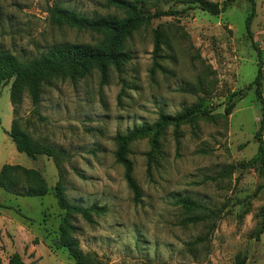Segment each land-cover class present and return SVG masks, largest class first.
<instances>
[{"label":"rangeland","instance_id":"rangeland-1","mask_svg":"<svg viewBox=\"0 0 264 264\" xmlns=\"http://www.w3.org/2000/svg\"><path fill=\"white\" fill-rule=\"evenodd\" d=\"M210 1L221 5L225 0ZM53 2L87 17L126 16L105 0H0V46L24 59L55 44L95 45L103 39L101 33L51 23L47 8ZM169 7L180 4H138L151 13ZM249 11L248 0H234L217 15L195 8L153 19L126 40L132 58L121 73L110 66L102 80L94 68L80 79L57 76L43 84L40 116L24 92L18 125L70 154L63 162L67 198L82 206H106L92 222L80 215L71 220L83 252L95 254L102 264H233L237 259L264 264V164H249L261 116L254 85L249 88L257 70V52L244 28ZM156 28L163 44L160 68L153 70ZM250 28L264 69V0H255ZM230 104L234 107L226 115ZM185 108L197 112L176 132L172 126L165 130L154 162L147 159L148 139L130 144L128 158L142 193L135 204L123 167L115 162L114 136ZM12 119L6 85L0 89V168L9 163L37 169L48 192L16 196L0 189V264H76L67 249L54 244L53 231L63 215L52 192L54 162L16 150L6 133ZM178 196L216 212V227L204 242L195 239L206 234L208 224H184L187 214L175 203Z\"/></svg>","mask_w":264,"mask_h":264},{"label":"trees","instance_id":"trees-1","mask_svg":"<svg viewBox=\"0 0 264 264\" xmlns=\"http://www.w3.org/2000/svg\"><path fill=\"white\" fill-rule=\"evenodd\" d=\"M105 1L109 6L123 10L126 16L122 18L115 16L87 17L76 13L72 9L63 7L58 2H53L47 8L49 19L53 24L101 33L103 39L95 45L60 43L52 45L46 52L40 53L36 57L24 59L18 58L9 50L0 46V89L9 85V99L13 115L10 129L6 133L18 152L26 154L33 160H36L39 156H45L53 160L57 171V180L52 192L58 209L63 212L58 228L53 231L54 244L57 247L67 249L76 264L102 263L95 254L85 253L79 247L78 241L72 236L77 227L71 220L74 215H80L86 221L92 222V215L104 214L106 206L98 203L82 206L70 202L67 198L65 193L66 169L63 162L69 159L70 154L63 148L33 138L18 125L16 114L24 92L28 93L34 112L37 116H40L38 104L42 86L51 78L63 76L76 80L89 75L92 69L96 68L99 70L102 80H106L110 66L121 73L125 63L131 60L132 56L125 48L126 40L141 26L149 24L155 18L176 16L195 8L206 11L211 15H217L224 11L226 6L234 0H225L221 5L210 0H175L180 4L179 8L156 9L152 13L138 9V4H143L144 0ZM248 2L250 11L245 17L244 28L252 47L257 52V70L249 88L254 85V94L261 105L259 126L254 135L258 143L257 150L251 157L249 164L254 165L258 162L263 165L264 97L262 95V81L264 69L261 52L253 41L250 28L252 18L255 15V0H248ZM153 37L154 70L156 67L160 68L158 63L160 55L158 52L163 44L162 32L159 28L153 31ZM233 107V104L228 105L225 114H230ZM196 112L195 108H185L174 115L160 113L154 122L141 124L124 133H116L114 136L116 143L115 162L123 167V177L127 187L132 192V199L135 204L141 202L142 193L133 176V163L128 158L130 144L136 140L148 139L150 150L146 154L147 159L148 162H154L155 158L161 153V138L165 130L172 126L176 132ZM0 189L16 196L42 197L48 192L46 182L37 169L9 163L3 164L0 168ZM175 203L180 205L187 214V217L183 219L184 224L204 221L208 224L206 234L195 239V243L204 242V238L209 237L216 227L214 220L217 217L216 212L189 196H178ZM43 231L48 232L45 227ZM14 257L17 259V255ZM233 264H244V260L237 259Z\"/></svg>","mask_w":264,"mask_h":264}]
</instances>
